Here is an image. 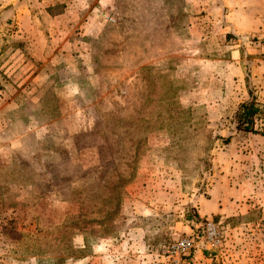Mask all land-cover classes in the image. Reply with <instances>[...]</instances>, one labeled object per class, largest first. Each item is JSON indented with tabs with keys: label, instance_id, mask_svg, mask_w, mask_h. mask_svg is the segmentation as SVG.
Masks as SVG:
<instances>
[{
	"label": "rangeland",
	"instance_id": "obj_1",
	"mask_svg": "<svg viewBox=\"0 0 264 264\" xmlns=\"http://www.w3.org/2000/svg\"><path fill=\"white\" fill-rule=\"evenodd\" d=\"M255 12L264 0H0V264H173L207 220L217 247L181 264H264ZM251 91L258 133L234 120ZM176 100L196 114L175 122Z\"/></svg>",
	"mask_w": 264,
	"mask_h": 264
},
{
	"label": "trees",
	"instance_id": "obj_2",
	"mask_svg": "<svg viewBox=\"0 0 264 264\" xmlns=\"http://www.w3.org/2000/svg\"><path fill=\"white\" fill-rule=\"evenodd\" d=\"M144 68L149 69L151 67L145 66ZM171 111L173 112L174 121L177 123H181L182 120H186L187 118L193 116L194 113L196 114V110L184 108L180 104V102L177 100L175 102H173ZM260 113H261V106L257 102V99L254 96L253 92L251 91L250 99L242 102L235 112L234 120H235L236 128L238 130H241L244 132H251V133L260 132L255 128L256 119ZM196 116L198 118H202L203 114L196 115ZM134 169H135V166H134ZM128 180L129 179H126L124 176L121 177V179L119 180L120 184L118 186V189L121 186L125 185ZM113 200H114V206L111 210L110 218L108 220L107 226L105 227V228H107L106 233H109L111 231L113 232L116 228V222H117V219H118L119 214H120V203H121V197H120L119 191L117 192V195L113 197ZM84 216H85V214L81 213L79 218H78V222L84 224L82 227H80V229L84 230L85 233L88 230L98 231L97 229H93L89 225V222L86 220V218H84ZM103 231H104V229H103Z\"/></svg>",
	"mask_w": 264,
	"mask_h": 264
},
{
	"label": "built area",
	"instance_id": "obj_3",
	"mask_svg": "<svg viewBox=\"0 0 264 264\" xmlns=\"http://www.w3.org/2000/svg\"><path fill=\"white\" fill-rule=\"evenodd\" d=\"M110 21H115L113 16H108ZM221 232L218 225L212 221L207 220L198 234L183 237L178 242L170 245L168 249V257L171 258L173 264H181L184 257L189 256L192 249L196 246V241L202 242L208 249L217 247L220 241Z\"/></svg>",
	"mask_w": 264,
	"mask_h": 264
},
{
	"label": "crops",
	"instance_id": "obj_4",
	"mask_svg": "<svg viewBox=\"0 0 264 264\" xmlns=\"http://www.w3.org/2000/svg\"><path fill=\"white\" fill-rule=\"evenodd\" d=\"M226 5H228L227 2H226ZM258 13H259V14H258ZM258 13L255 12V15H256V16H259V17H260V15H261V16H262V15L264 16V13H262V12H258Z\"/></svg>",
	"mask_w": 264,
	"mask_h": 264
}]
</instances>
